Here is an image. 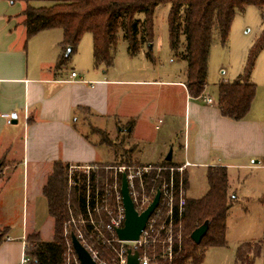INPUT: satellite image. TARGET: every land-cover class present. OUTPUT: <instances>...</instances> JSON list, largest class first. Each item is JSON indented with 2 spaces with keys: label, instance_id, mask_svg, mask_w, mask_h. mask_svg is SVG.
<instances>
[{
  "label": "crops",
  "instance_id": "obj_1",
  "mask_svg": "<svg viewBox=\"0 0 264 264\" xmlns=\"http://www.w3.org/2000/svg\"><path fill=\"white\" fill-rule=\"evenodd\" d=\"M26 1L29 0H0V180L11 176L20 166L22 180L26 181L23 185L26 195L32 196V211H35L36 199L43 196L42 186L54 162L99 163L97 142L90 139L87 128L103 127L101 131L110 133L109 127H112L111 132H125L131 121L133 135L151 116L161 114L171 121L176 119L181 113L175 109L176 94H163L159 90L164 87L172 91L179 87L183 94L184 127L182 130L162 127V135L166 136L164 146L168 143L171 147V161L190 163L185 168L186 196L188 167H206L207 171L211 166H225L227 192L231 196L235 189L230 184V169L249 168V162L260 164L264 160V117L252 114V103L243 119L233 120L221 116L215 103L209 105L203 100L210 96L203 93L200 97H190L185 78L149 80L110 75L107 70L92 65L91 36L88 47L85 45L83 49L84 60L80 49V55H73L68 62L77 70L68 69V64L56 68L62 32L49 29L27 39L20 15ZM72 71L75 76H71ZM149 87L157 90L151 94L153 103L149 102ZM211 98L215 102L216 97ZM150 150L151 156L158 152V159H165L162 148L156 151L154 146ZM159 160L149 163L162 161ZM2 227L8 230L0 244V264H17L28 230L21 229L19 235L12 236L8 225L0 223ZM29 228L41 237L34 215Z\"/></svg>",
  "mask_w": 264,
  "mask_h": 264
},
{
  "label": "trees",
  "instance_id": "obj_2",
  "mask_svg": "<svg viewBox=\"0 0 264 264\" xmlns=\"http://www.w3.org/2000/svg\"><path fill=\"white\" fill-rule=\"evenodd\" d=\"M160 4L169 5V48L186 63L184 85L187 94L193 98L204 93L213 34L216 33L221 44H224L237 11L242 12L246 6L264 8V0H29L20 15L23 17L22 24L27 39L44 30H61L56 68L68 64L76 53L82 36L89 33L92 41V65L94 68L107 70L114 63L119 36L125 41L129 56L136 55L143 45L152 41L153 11ZM261 17L264 19V11L261 12ZM263 46L264 29L249 49L241 73L231 82L218 84L215 104L221 116L241 120L250 111L255 96V84L250 80V74L255 57ZM67 47L69 52L65 54ZM146 54L150 56L149 52ZM130 122L129 127L125 128V136L130 133ZM97 132L101 136L100 143L113 146V141L106 132ZM119 151L120 154L115 149L113 151L114 164H102L108 167V171L103 168L90 171L88 184L85 174L80 173L77 177L75 173L73 178L78 185L72 184L68 187L70 164L62 161L53 163L42 186L47 214L53 220V235L51 240L41 239L37 231H30L26 235L24 253L29 257L27 264H75L72 254L69 253V237L65 228L70 217L76 218L79 214L87 217V186L92 217L107 222L109 216L106 212L94 211V194H98L101 202L107 189L106 203L111 207L115 198L110 186L115 178L117 182L120 181V173L115 175L112 167L123 164L139 165L128 156L132 148L126 150L120 147ZM154 165L172 167L179 164L163 159ZM169 176L168 169L161 170L158 176L155 171H151L146 176L145 192L156 189L162 179L168 180ZM173 179L175 186L180 181L186 191L188 183L185 170L181 174L174 171ZM206 182V192L199 198L186 197L181 218L174 220L173 258L171 261L161 258V246L149 245L146 251L152 264H200L208 248L226 244V216L235 199L227 192V168L208 167ZM202 224H206L205 233L200 242L195 243L190 234ZM86 226V230L92 231L91 225ZM7 230V227L0 228V244ZM93 233V237H96V232ZM95 246L108 264H114L116 258L111 246L101 243ZM260 253L263 255L264 264V232L258 241L237 245L234 264H254L255 257Z\"/></svg>",
  "mask_w": 264,
  "mask_h": 264
},
{
  "label": "rangeland",
  "instance_id": "obj_3",
  "mask_svg": "<svg viewBox=\"0 0 264 264\" xmlns=\"http://www.w3.org/2000/svg\"><path fill=\"white\" fill-rule=\"evenodd\" d=\"M262 11H264V8L255 6H246L242 12L237 11L224 44H221L216 33L213 34L208 55L205 96L216 97L217 86L220 82H231L241 73L249 49L264 29V19L261 17ZM168 12V4H160L154 8L152 41L143 45L134 56L128 55L126 43L119 36L114 63L107 69L108 74L118 78L127 76L149 80H183L185 78V61L176 57L169 48ZM89 37V33L82 36L77 53L74 54L77 57L82 50V57L80 56L82 61L85 58L83 49H85V45L88 47ZM147 52L150 56H147ZM70 67L76 69L75 66L71 65V62L67 65L68 69ZM250 80L255 84V96L252 100L251 112L254 116L264 117V46L255 57ZM175 89L177 90H166L164 87L159 91L165 93V95L176 94L174 103L176 102L177 105L175 109L178 108V111H181L176 119L171 121L170 117H164L161 114L151 116L143 124V127H140L138 132L133 134L134 136L130 133L125 136L124 132H111L112 127H109L110 133H107V135L113 141L114 148L106 143H100L101 136L96 134V130H101L103 127L87 128L90 139L97 142L95 147L97 160L99 161V163H95L97 169L103 168L104 171H108L102 164H114L113 151L115 149L120 154V147L126 150L132 148L128 156L132 162L136 161L139 164L159 160L158 152L155 156L149 154V150L154 146H156V151L162 148L164 153L162 158H165L171 147L167 146L168 143L164 146L166 136L162 135V127H174L182 130L186 121L182 113L184 106L183 94H181L179 87ZM156 93L155 87H149V102L153 103L155 101L151 94ZM104 128L107 129L108 127ZM175 151H177L176 145ZM253 160L257 159L253 158ZM248 164L250 165L249 168L240 170L234 168L229 171L230 184L235 189L231 196H236V198L226 216V244L222 247L208 248L200 264H234L238 244L247 241H258L262 238L264 232V160L260 164L251 162ZM205 171L206 167H188L189 188L187 198L188 196L198 198L206 192ZM11 173L12 175L8 178L0 180V211L1 214H4L0 217V223L8 225L12 236L19 235L21 229L28 230L27 233H29V224L31 217L34 215L35 225L40 230L41 237L44 240H50L53 235V220L47 214L44 197L39 196L36 199L35 211H32V196L30 193L26 195L23 187L26 181L22 180L20 166ZM244 195L246 199L242 198ZM71 227L74 226L71 225ZM67 236L69 237V234ZM254 264H263L262 253L255 257Z\"/></svg>",
  "mask_w": 264,
  "mask_h": 264
},
{
  "label": "built area",
  "instance_id": "obj_4",
  "mask_svg": "<svg viewBox=\"0 0 264 264\" xmlns=\"http://www.w3.org/2000/svg\"><path fill=\"white\" fill-rule=\"evenodd\" d=\"M75 75V72L72 71L71 76ZM203 100L209 105H213L215 103L211 97H203ZM5 116L8 117L7 114ZM188 165H190V163L188 161H184L182 164L172 167H163L154 164H123L113 166L112 169L114 174L116 175L117 173H120V181L117 182L115 178L112 182V185L110 186L114 193V205L110 207L106 203V196L108 195L107 189L105 190L103 201H99L97 193H95L94 197L92 198L94 201V211L98 213L100 211L106 212L109 216V220L107 222H103L100 219L95 220L92 217L88 205L89 188L87 186V217H83L82 214H79L76 218L70 217L66 223L67 226L65 228V233L70 234V232H73L76 238L89 252L96 264H108L105 257L102 256L99 249L95 246L98 243L106 244L112 247L116 258L114 264H126L128 248L131 249V251H133L134 248L138 251L139 264H152L150 256H148L146 251V248L149 245L153 247L160 245L162 248L160 257L171 261L173 258L172 242L175 222L174 220L175 218H181L186 200V191L183 189L181 182L179 181L177 186H175L173 172L177 171L181 174ZM104 168L108 167L105 166ZM92 169H97V166L70 165L68 168L67 178L68 187H70L72 184L78 185V183L73 178L75 173L77 177L80 173L85 174L88 184L89 174ZM164 169H168L170 172L168 180L162 179L161 183L156 189H152L149 193H146V176L151 173V171H155L156 176H158L159 172ZM123 173L125 174L127 180L129 196L138 213L142 212L148 206L157 190L160 193L158 205L146 221L145 227L143 230H141L138 239L131 241L119 240L115 232V230L122 227L124 223V210L120 193L121 175ZM87 224L92 226V231L86 230ZM71 225L74 227H71ZM93 232H96V237H93ZM69 251L68 252L72 254L75 260V264H79L72 250L70 241ZM28 261L29 257L24 253L23 249L17 264H27Z\"/></svg>",
  "mask_w": 264,
  "mask_h": 264
},
{
  "label": "water",
  "instance_id": "obj_5",
  "mask_svg": "<svg viewBox=\"0 0 264 264\" xmlns=\"http://www.w3.org/2000/svg\"><path fill=\"white\" fill-rule=\"evenodd\" d=\"M68 52L69 47L66 48L65 54H67ZM11 122L15 123V120H12ZM165 159L171 160V150L168 151ZM120 193L124 210V223L122 227L115 230L116 236L119 240H137L141 230H143L145 227L146 221L158 205L160 193L157 190L152 201L140 213H138L135 209L133 202L129 196L127 180L124 173L121 175ZM205 229L206 224H202L199 227L195 228L190 234L191 239L195 243H199L205 233ZM69 241L79 264H96L89 252L80 243L73 232H70L69 234ZM126 264H139L138 251L135 248L133 249V251L128 248Z\"/></svg>",
  "mask_w": 264,
  "mask_h": 264
}]
</instances>
